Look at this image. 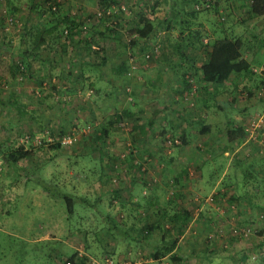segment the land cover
Masks as SVG:
<instances>
[{
    "label": "rangeland",
    "instance_id": "374dc122",
    "mask_svg": "<svg viewBox=\"0 0 264 264\" xmlns=\"http://www.w3.org/2000/svg\"><path fill=\"white\" fill-rule=\"evenodd\" d=\"M9 1L0 0V98L13 90L25 110L10 103L0 113V264H54L73 252L79 264H264V91L254 94L264 90V71L254 70L264 65V15H251L249 0L239 7L235 0H107L97 22L98 0H56V18L86 23L48 48L63 25L47 10H9ZM200 2L206 9L189 16ZM5 12L14 15L11 23ZM143 18L154 22L148 37L131 31ZM180 18L190 21L182 32ZM117 20L115 33L110 24ZM190 30L199 31L190 37L195 46L178 62L174 42ZM224 31L260 50L247 60L251 71L205 83L193 65ZM34 40L42 59L31 74L1 76ZM88 40L99 52L86 48ZM101 54L106 62L94 65ZM81 55L91 63L71 70L67 63ZM126 107L129 116L110 124ZM20 145L30 153L10 165L3 153ZM40 176L72 196V212L42 188ZM182 208L190 212L178 234L182 259H153L161 235L183 220ZM106 216L132 235L109 230Z\"/></svg>",
    "mask_w": 264,
    "mask_h": 264
},
{
    "label": "trees",
    "instance_id": "16d2710c",
    "mask_svg": "<svg viewBox=\"0 0 264 264\" xmlns=\"http://www.w3.org/2000/svg\"><path fill=\"white\" fill-rule=\"evenodd\" d=\"M40 0H28L26 3H22L21 0H10L8 2L9 10L11 9H16V8H28L29 9H34L38 8L40 10H47V18L51 21H56L57 23L62 24V28L59 29L58 31L56 30L53 32L54 37L50 39L48 48L51 47L54 43L58 44L59 40L62 39V37H66V39H70L71 37H74V35L81 31V24L83 22L86 23V18H75L72 15H63L61 18H56V12H57V4L56 0H41L42 3L38 4ZM98 3L102 8L99 10L93 12V21L97 20V22H101L103 18L106 17V11L109 10V5L107 3V0H98ZM44 4L46 5V8H44ZM204 5V6H203ZM206 6L208 4L201 3L196 4L195 7L192 10L187 11V14L193 18H195L198 13L204 9H206ZM108 9V10H107ZM215 11H218L217 7H215ZM248 12L253 15V16H262L264 15V0H249L248 1ZM218 13V12H217ZM7 17H11V19H15L14 15L8 12H5L2 14V19L4 22H6ZM220 23H224L223 19L219 18ZM178 24L180 26V32L184 30V28H187L190 26V21L189 18H180L178 21ZM112 28L110 30L112 32L118 33L121 28L120 22H113ZM67 28V29H65ZM66 31V34L63 35V31ZM86 29L87 33L91 31L93 32V24L90 23L88 26L86 24ZM132 32L138 34L140 37H148L151 31L154 29V22L148 18H143V24L136 25L135 27L131 28ZM224 30V29H223ZM224 35L218 36L217 38H214L212 42H206V56L199 62V64H194V73L197 74L200 77V80L203 82L211 83L213 85H219L223 84L224 82H227L229 80H232L233 78H237L240 74L245 73L246 71H251L250 64L247 62L246 59L243 58L242 56V48L244 45V41L242 37L240 36H235V35H229L227 31H224ZM102 33V32H99ZM199 31L198 30H190L187 32V35H180L177 40L174 42V49L178 52V62L184 61L185 59L188 58V54L185 52L186 47L189 46H195L194 41L191 38H197ZM47 32L42 33L39 37L44 39V35H46ZM90 34V33H89ZM191 37V38H190ZM191 39V40H190ZM264 40V39H262ZM37 41V40H36ZM66 41V40H65ZM64 41V43L60 44L62 45V50L61 46L59 50H61L62 53H65L66 49L64 45L66 46L67 43ZM86 48L90 52H99L98 50H95L94 48L91 47V41L88 40V43H86ZM123 45L127 47V43L123 42ZM38 44H36L35 40L34 42L26 47L25 49H22L20 51V59L12 61L9 65H7V70L2 71L1 76H8V80H15L22 74L24 75H29L31 72L34 70V61H40L42 58L40 57L41 52L39 51ZM150 55V54H149ZM75 59H70L69 62L67 63V66L71 69L72 67H81L83 64H90L91 61L88 60V58H84V56H77L76 61ZM107 58L105 54H101L100 61H97L94 65H101L104 62H106ZM169 60V59H168ZM177 61H169L166 63V66L169 67H176ZM125 60H123L119 65H116L117 70H122L125 67ZM72 70V69H71ZM70 71V70H68ZM184 74V73H183ZM182 74V75H183ZM259 76V74H258ZM185 79V78H184ZM185 83V88H189V81L187 79L184 80ZM258 88H264V77L260 78V81H258ZM257 88V89H258ZM259 91V90H258ZM258 91H254V94L257 95L259 93ZM263 95V94H260ZM21 100L19 99V95L11 90L5 98H0V113L1 109L5 107L6 105L10 103H17L18 105L23 106L22 110L24 109V105L20 104ZM131 111L129 110V107H126L122 110H119L118 112H115L112 114V116L109 118V123L113 124L114 122H118L122 120L124 117H126ZM129 116V115H128ZM135 127H138V125L135 123ZM236 128V126H234ZM233 128H229L226 130V137L227 139H231L232 135L231 133L234 132L232 131ZM240 132L237 134V139L238 141L242 139L243 137V132L242 128L239 127ZM105 131V130H104ZM241 135V136H239ZM231 136V137H230ZM182 142H186L184 139V136L182 135L181 137ZM59 144V143H58ZM57 143L55 144L56 146L58 145ZM231 149H234V147L231 145L229 146ZM30 151L27 149H24L22 145L16 147V148H11L10 150H7L3 153V158L10 164V165H16L18 161L21 158H25L27 155H29ZM36 181L42 186L43 189L51 192L52 194L58 195L62 197L67 205V211L72 212L73 211V199L70 194L67 192H64L58 188V186L43 177H38ZM83 201L86 202V200L82 199ZM153 207V199L148 200ZM147 201V202H148ZM148 204V203H147ZM146 206L150 208L149 205ZM155 204V203H154ZM155 207V206H154ZM157 212L158 210L155 209ZM178 211V210H176ZM184 215L183 220L178 224V228L176 232L168 234H162L160 237V240L155 243L154 251L151 253V256L153 259L159 260L164 256H168L170 259L177 261L182 259L181 255L179 254V251L177 249L178 247V234L183 230L184 226L186 225L188 218L190 217V212L186 208H182L180 211ZM177 213V212H176ZM174 213L172 215V218L175 219ZM155 214H157L155 212ZM116 219L114 216H106L105 218V223L107 224L108 229H113L117 233H122V234H130L125 228L120 227L116 223ZM156 223V222H155ZM147 228L152 227L151 224H147ZM54 264H79L78 259H77V253L73 252L67 256V258L61 262H56Z\"/></svg>",
    "mask_w": 264,
    "mask_h": 264
},
{
    "label": "crops",
    "instance_id": "0c3cea01",
    "mask_svg": "<svg viewBox=\"0 0 264 264\" xmlns=\"http://www.w3.org/2000/svg\"><path fill=\"white\" fill-rule=\"evenodd\" d=\"M238 2V3H237ZM235 3H237V5L240 3H242L240 0H235ZM237 7H239V5L237 6ZM248 11V10H247ZM243 50H242V56H243V58L244 59H246V60H248L249 58H250V54H253V53H257V52H259V50H260V48L258 47H250V46H248V47H246V46H244L243 48H242ZM250 49V50H249ZM262 57H264V52H263V54H262ZM256 62H257V60H256ZM257 66V65H256ZM157 243V242H156Z\"/></svg>",
    "mask_w": 264,
    "mask_h": 264
},
{
    "label": "built area",
    "instance_id": "2783aa9c",
    "mask_svg": "<svg viewBox=\"0 0 264 264\" xmlns=\"http://www.w3.org/2000/svg\"><path fill=\"white\" fill-rule=\"evenodd\" d=\"M13 21V19H11V17H7V19H6V23L8 24V23H11ZM147 57L149 56V53L147 52L146 54H145ZM254 70H262V71H264V65L263 66H259V68H254ZM264 90H259V93L261 92H263Z\"/></svg>",
    "mask_w": 264,
    "mask_h": 264
}]
</instances>
